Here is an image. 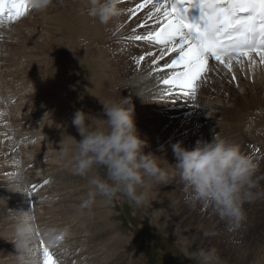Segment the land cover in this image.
Returning a JSON list of instances; mask_svg holds the SVG:
<instances>
[{
	"label": "bare ground",
	"instance_id": "bare-ground-1",
	"mask_svg": "<svg viewBox=\"0 0 264 264\" xmlns=\"http://www.w3.org/2000/svg\"><path fill=\"white\" fill-rule=\"evenodd\" d=\"M142 2L143 0H122L120 4V7L123 9L122 16L118 20L103 24L89 15L88 0H53L52 5L44 11L35 10L31 6V0H29L30 6L22 17L9 21V23H11L10 25L8 23V25L3 24V26H0V45L2 43V45L5 46L4 51H0V79L6 83L5 85L7 86H12V84H15L13 86H16L17 84L22 85L18 88L19 91L17 92H15L14 89L10 90L11 88L7 89L9 91L6 92L11 91L10 93L12 94H8L12 96V98L19 94L21 90L28 91L27 95L25 93L23 96L19 95V97L15 100V102L17 100H24V102L22 101L23 103L17 101L13 105H8L5 103L6 99L4 101L3 99H0V102L3 101L0 104V107L3 106L0 108V135L10 132V126L13 123L16 124L20 121L22 122V120L18 119L17 114H8L11 112L10 110L14 109L13 106L21 109L23 107L34 105L36 99L32 102H30V100L25 102V99L36 94L37 97H40L41 93L44 91V93L47 94V98L49 96L54 97L49 100H54L53 106H55L56 110L54 112L52 111L50 116L51 118H56H54L53 125L50 126L49 129L36 131L34 134L30 133L32 138L39 136V141L36 142V145L30 147L29 150L31 152L44 150V148L50 145V140H52L51 143H59L58 146L66 148L72 144V142L67 138H65V143L61 144L65 135L72 136L70 127L66 122L67 119H64L63 114L66 110V103L68 101L71 102V108L72 106L74 107L75 102L79 98H83L91 105L90 108L94 115L99 116L102 114L103 110V106L100 101L107 102L111 99H118L122 95L124 97L131 98L132 102L137 104L138 108L141 109L143 113L154 111L162 112L164 110L166 113H183V116L180 117L181 119L178 117L179 122H191V120L196 119V121H194L196 129L194 128L190 131H193V133L197 135L194 140L195 144L197 141L210 140L213 134H219L220 136L239 144L242 152L251 156L260 165V171L264 173V109L260 114L249 111L251 108L252 110H258L260 107L259 105H261L259 102H256L257 92L255 91V88L252 86L247 87L250 98H246L245 96H241L237 89H233L234 80L231 79L233 74L237 76L238 79L241 77V72L245 71L246 65L250 64L249 60L241 57L240 59L243 60V64H238L240 66L239 69L235 67L236 65H233L232 72L230 73L218 62L211 63V70L219 68V74L210 85L211 87H208V96H210V94L212 95L213 92H217V95L221 97L218 99L219 103H217L216 97H214L209 100V103H207L208 106L203 105L206 101L199 102L196 100L198 92L194 97L188 99H182L176 93L166 95L165 93L168 89L162 87L160 85V81L167 76L166 71H164V65L170 58H173L174 55H172V53L165 55L164 59L159 61V67L162 71L153 72L152 69L156 67V65L153 64V60L160 55L161 48L155 47L144 41L131 42L127 39V37L131 34L132 29H136L137 34L143 35L147 31H154V26L160 23L159 20H163L162 18L164 17V14H161V12L157 13L151 5L137 10L135 15L128 12V9H136L137 4ZM150 14L152 18H149ZM141 25H144V27H141ZM147 53H152V55H147ZM139 56H144L145 59L139 64V66H137L133 57ZM256 57L258 56L253 54V58ZM22 59H24V64H21ZM69 60L74 66L72 68L73 70L69 68ZM233 62L236 63L235 60H233ZM79 63H81L82 66H87L86 68L89 70L88 72L90 73V76L84 80H80L78 78V80H76L77 87L73 88V76L69 72V69H71V72L75 71L79 68ZM27 68H30L34 72L35 76H32L34 78L31 77L28 82L26 81L27 78L25 81H23L21 77L18 78V76L25 72L24 70ZM41 76L42 78H47L45 84L49 85V87L42 90V92L36 91L38 93L35 92L33 94L34 88H37L35 87L36 83L32 85L34 87L32 89H28V85H25V83H34L37 81V78ZM221 78L223 79L221 80ZM62 80L64 81L65 87L62 86ZM224 81H227V88L223 85ZM75 88L77 89L75 90ZM200 89L203 91L202 86ZM200 89L198 91H201ZM141 90L144 93L146 102H143L140 97L133 94L134 92ZM260 90L258 91L259 93L262 92H260ZM227 91L229 93V101L231 98H234L232 100L233 103L241 101L243 103V107H248V115L244 117L240 114L246 118V120L249 119V123H247L249 124L248 135H246V132H244L241 128L239 129L234 127V120H240L241 116H230L237 114L240 107H237L234 104L230 106V109H228V107L224 106L227 104V99L224 98L226 97L224 92ZM218 93H221V95ZM236 93L237 95H235ZM167 103H172L173 105H167ZM251 103L256 104L257 106L250 107ZM206 110L209 113V117L207 119H201L198 116L199 113L206 112ZM211 110H213V112ZM240 112L242 111H239L238 113ZM22 116H26V114H23ZM25 119L26 118L24 117L23 120ZM206 120L207 122H210L209 125L213 128L211 133L197 130V127ZM43 125L44 124H42V126ZM56 131L59 132L57 137H45L47 133ZM179 139L180 138L176 137V139H173L172 141L177 142ZM44 142L46 144L43 145V147L38 146ZM14 144L16 143L13 138L5 139L0 142V150L7 147L10 148ZM53 154L50 155V153L46 152L44 154L40 153L32 155V161H36V163L32 164L31 159L25 161L23 159L24 157H20L19 153L14 152L8 160L4 159V161L0 162V173L5 174L3 177L0 176V182L9 184L13 182L15 183L16 181L19 182V185L15 184L16 186L13 185V187H7L5 192L10 194L9 197H6L5 199H2V197V200L0 199V208H4L0 210V217L5 216V218H10L9 220H0V226L8 224V222L17 224V212H31L33 210L30 209L32 201L34 203L33 205H35L36 208L38 207V210H43V215H49L55 211L68 210V207L66 206L58 207V205L66 201L57 198L59 193H61V190L55 188L56 182L52 183L50 187L47 184L38 188L36 187L37 189L35 191H31V193L35 192V196L41 198L39 200L31 198L32 201L30 197L28 198V191L30 189L27 191L23 182L22 168H26L29 164H32L31 166L36 165L37 169H40L44 167L41 163L42 160L45 158L48 159V157L50 158ZM42 182L43 179H39L36 183L37 185H40ZM50 183L51 182H48V184ZM49 204H53V206L56 207L50 209V206L48 207ZM101 217L102 216L100 215L99 217L88 216L87 218L89 219V223L85 222L86 216L84 215L79 218H73L70 221H68L66 215L61 218L52 217L54 218V221L60 220L62 221L63 226H68L69 228L68 230H65V237L63 236L65 241L63 240L64 242L59 244H62L61 247L65 248L64 251L67 250L69 252L64 254L66 255L64 258L63 255L61 256L60 254L62 252H59L61 247L57 245V247L59 246L60 248L58 247L59 249H56L51 245L49 250L54 254V258L56 260L60 259L61 261L68 260L69 262V260L72 259L78 263L85 261L82 264H93L102 260L105 255H108V253L112 250L110 249V246H108L109 242H103L98 245L90 244V242L95 239L99 240L102 236L104 238V235L108 232L107 228L104 229L105 227H102L101 229L99 228L101 226L97 224ZM40 221L44 222L42 216L38 218V222ZM32 222L34 221L32 220ZM37 229L38 227L36 226L34 234L38 233ZM42 229L46 230L44 226ZM76 232L77 235L75 237L74 235ZM81 232L87 233L82 236L84 238L78 236V233ZM42 233L45 235L44 232ZM10 235H16L15 227H12L11 229L7 228V230L3 229V227L0 229V238ZM51 240H55V237L47 239L45 243L46 246L49 245V241ZM36 241L37 240L33 238L31 243L28 244L26 248L19 250L15 247L17 241L8 243L0 241V257L6 256L8 258H5L6 260L4 261L1 260L0 264H42V248L40 247V242ZM79 247H84V250H79ZM115 248L110 254L111 257L109 258V261L104 263L102 262V264H123L117 262L118 260H115L116 253L119 251ZM59 264H61V262Z\"/></svg>",
	"mask_w": 264,
	"mask_h": 264
},
{
	"label": "rangeland",
	"instance_id": "rangeland-1",
	"mask_svg": "<svg viewBox=\"0 0 264 264\" xmlns=\"http://www.w3.org/2000/svg\"><path fill=\"white\" fill-rule=\"evenodd\" d=\"M163 12H161L162 14ZM161 21V20H159ZM159 23V22H158ZM11 23H9L10 25ZM8 25V24H7ZM157 25V24H156ZM155 25V26H156ZM154 26V27H155ZM5 46L0 45V51H4ZM2 49V50H1ZM0 52V53H1ZM255 59V65H246L245 71L241 72V77L239 79L234 80V88L237 89L238 93L241 96H245L246 98H250L248 95L247 87H254L256 93V102H259L261 105L258 110H252L253 113L260 114L262 113L264 107V63L260 62L259 57L253 58ZM144 61V60H143ZM142 61V62H143ZM141 62V63H142ZM21 64H24V59H22ZM239 63L233 62V65L237 69L240 68ZM69 68H73V64L69 60ZM20 67V66H19ZM87 66H82L79 63V70H75L69 72L72 74V87H77L78 78L87 79L90 76L86 68ZM73 70V69H72ZM219 68H215L211 70L208 74V82L207 84L202 85L201 91H198L196 96V100L199 102H205V106H208L209 100L216 97L217 103H219L218 99L221 97L217 95V92H213L212 95L208 96V87L214 79L217 78L219 72ZM25 72L21 73L18 78L21 77L23 81H30V78L34 76V72L27 68L24 70ZM29 71V72H27ZM230 73V72H229ZM32 74V75H31ZM223 76V75H222ZM35 77V76H34ZM32 77V78H34ZM86 77V78H85ZM25 78V79H24ZM223 78H221L222 80ZM47 78L39 77L37 81L32 83H25L28 85V89L34 88L32 85L36 83L37 88H34L33 94L36 91L45 90L49 87L46 85ZM1 81V79H0ZM22 81V82H23ZM63 81V80H62ZM0 82V99L5 100V103L8 105H13L17 101L23 103L24 100H15L19 95H27V90H21V92L15 95L14 98L9 94H12L7 89H14L15 92L19 91L22 85L12 84V86L5 85L6 83ZM76 83V85H75ZM224 87H228L227 81L223 82ZM62 86L65 87L64 81L62 82ZM6 90H5V89ZM57 88V87H54ZM261 90H260V89ZM18 89V90H17ZM67 89V85H66ZM77 88H75L76 90ZM231 90V89H230ZM260 90L261 93L258 91ZM4 91V92H3ZM3 92V93H2ZM36 92V93H38ZM9 93V94H8ZM221 95V93H218ZM227 99V104L224 106L230 109L231 105H236L240 107L237 114H233L232 116H241L244 117L248 115V107H243V103L241 101L234 102L233 99L228 100V91L224 92ZM261 94V95H260ZM6 97H5V96ZM47 94L44 91L41 93L40 97H37V94L25 99V102L30 100L32 102L36 99L34 105L23 107L18 109L13 106V110H10L8 114H17L18 119L22 120V122L13 123L15 125L10 126V132H6L0 135V142L5 139H14V144L10 148L7 147L5 149L0 150V162L4 161V159L8 160L14 152L19 153L20 157H24L23 159L30 160L32 164L36 163V161H32V155L44 154L46 152L50 153V158L43 159L42 165L44 167L37 169V166H31L29 164L26 168H22V177L26 190L28 191V198H34L39 200L41 197H36V193L31 191H35L38 187L47 184L49 187L52 183L56 182V187L61 190L59 196L57 197L60 200H65L66 202H62L58 207L66 206L68 207L67 211H55L49 215H43V210H38L35 205H33V201L31 199L30 209L31 215L33 217V224L38 227V233L34 234V239L36 242H40L41 239L45 241L47 239H52L55 237L56 245H59L61 242H64V233L65 230H68V226H63L62 221H54L55 217L61 218L66 215L68 221L73 218H79L83 215L86 216V223H89L88 216L99 217L102 216L97 222L99 224V228L108 229L107 233L98 240L95 239L91 241V245L102 244L103 242H109L108 246L110 249H118L119 251L116 253V261L123 264H199L198 259L191 258L192 253L198 249H211L214 248L217 251L219 260L217 264H264V195L259 196L252 202L245 203L244 212L245 218L238 224L230 223L225 219H221L219 215L214 211V209L210 206H204L202 203L189 202L187 199L188 194L184 191V185L180 181L178 172L169 180L167 184L157 185L151 192L150 202L142 206H136L134 203L129 201V199L123 194H117L111 201L107 200L105 197L100 195H96L94 197H90V186L88 183V178L85 176L78 175L71 164V158L68 154H65L64 149L61 146H58L59 143H51L52 140L49 141V146L44 148V150H37L31 152L29 150L30 147L36 145V142L39 141L38 137H31V134H34L36 131H43L49 129L50 126L53 125L54 118H51L50 113L56 110L55 106H53L54 97L49 96L47 98ZM237 95V93L235 94ZM20 96V97H22ZM5 97V98H4ZM8 97V98H7ZM10 97V99H9ZM9 99V100H8ZM1 101V102H3ZM23 101V102H22ZM53 101V102H52ZM0 102V104H1ZM230 102V103H229ZM233 103V104H232ZM4 105V104H3ZM167 105H173L172 103H167ZM71 106V102L68 101L66 103V113L64 111V119L67 122V125L70 127V131L73 137L77 140L80 139V136L76 130V128L71 124L72 116L77 109H84L86 112H90L94 115L91 110V105L85 99H78L75 102L74 107ZM257 106L256 104L250 105V107ZM3 107V106H1ZM0 107V108H1ZM12 109V108H11ZM137 109V110H136ZM261 109V110H260ZM213 112V110H211ZM211 112V113H212ZM26 114V116H22L21 114ZM190 113V112H189ZM147 114V115H146ZM241 114V115H240ZM21 115V116H20ZM66 116V117H65ZM183 116V113L180 112H146L143 113L141 109L138 108L137 104H135V120L137 123V128L141 134L142 138H146L149 141L150 147L146 148V152H152L158 157L167 159L170 163H175L173 158V150L172 145L181 142L186 147H193L195 145L196 134L190 132L192 129L196 127L194 121L196 119L191 120V122H179V118ZM201 119H207L209 117V113L206 112L199 113L198 115ZM243 116L240 117V120H234L236 128H241L248 135V125L249 119L246 120ZM24 117L26 118L25 120ZM28 117V118H27ZM179 117V118H178ZM181 119V118H180ZM193 121V122H192ZM204 121L200 126L197 127L199 131H206L211 133L213 128L209 125L210 122ZM173 123V124H172ZM194 123V124H193ZM11 124V123H10ZM42 124H44L42 126ZM41 125V126H39ZM14 126V127H13ZM39 127V128H38ZM170 127V128H168ZM196 129V128H195ZM212 130V131H211ZM48 132V131H47ZM11 133V134H10ZM31 133V134H30ZM258 135L257 133H255ZM59 132H49L45 135V137H57ZM176 137L180 138L177 142L172 141L176 139ZM32 139V140H28ZM31 143V144H29ZM29 144V145H28ZM46 143H42L38 146L43 147ZM30 151V152H29ZM57 152V153H55ZM58 154V155H55ZM55 155V156H54ZM31 157V158H30ZM37 157V156H35ZM29 158V159H28ZM21 160V158H20ZM23 160V161H24ZM45 160V161H44ZM22 162V161H21ZM100 173H103V169L99 170ZM20 174V173H19ZM25 175V176H24ZM78 175V176H77ZM0 176H5V174L0 173ZM19 176V175H18ZM39 179H43V182L40 185H37ZM54 180V182H53ZM47 181V183H45ZM48 182H51L48 184ZM3 184V185H2ZM19 185V182L15 183H5L0 182V199H5L9 197L10 194L6 191L7 187H13ZM37 185V186H36ZM4 186V187H3ZM37 187V188H36ZM5 190H4V189ZM81 188V189H80ZM260 190L264 192V181H261ZM30 192V193H29ZM31 195V196H30ZM35 196V197H34ZM92 199V203L90 205L85 206V201L88 199ZM1 199V200H2ZM50 206V207H49ZM48 207L50 209L56 207L53 204H49ZM94 208V209H93ZM4 209V208H0ZM37 209V210H35ZM35 211V212H33ZM37 211V212H36ZM101 213V214H100ZM88 214V215H87ZM95 214V215H94ZM36 216V217H35ZM42 216L44 222H38V218ZM49 216V217H48ZM54 218H52V217ZM52 219H51V218ZM7 218V217H6ZM5 216L0 217V220H9L6 219ZM58 218V219H59ZM103 220V221H101ZM101 221V222H100ZM61 224H60V223ZM43 223V224H41ZM38 224V225H37ZM45 224V225H44ZM48 224V225H47ZM51 224V226H50ZM54 224V225H53ZM17 224L9 223L3 226H0V229L7 228L11 229L12 227L16 228ZM35 226V227H36ZM44 226L45 229H42ZM108 226V227H107ZM64 228V229H62ZM40 230V231H39ZM61 230V231H59ZM111 230V231H110ZM48 232L50 235L46 237L42 232ZM58 232V233H57ZM87 233H78V236L82 237ZM111 234V235H110ZM42 235V237H41ZM44 235V236H43ZM60 235V236H59ZM76 234L74 235L76 237ZM37 236V237H36ZM54 236V237H53ZM64 236V237H63ZM36 237V238H35ZM39 237V238H38ZM62 237V238H61ZM106 237V238H105ZM108 237V238H107ZM57 238V239H56ZM84 238V237H82ZM112 238V239H110ZM46 239V240H44ZM61 239V240H60ZM109 239V240H108ZM64 240V241H63ZM108 240V241H107ZM121 240V241H120ZM0 241H4V243L16 241V235L4 236L0 238ZM115 243H114V242ZM117 241V242H116ZM98 242V243H97ZM119 242V243H118ZM93 243V244H92ZM114 243V244H113ZM122 243V244H120ZM124 243V244H123ZM1 246V245H0ZM60 247L62 246L59 245ZM58 246V247H59ZM119 246V247H118ZM56 249H59L57 246ZM64 247V246H63ZM62 248V247H61ZM59 249L61 256L65 258V253L69 251H64L65 248ZM79 250H84V247ZM111 252L108 255H105L102 260L93 264H102V262H108L111 257ZM119 256V257H118ZM86 257V256H85ZM8 259L6 256H1L0 261H4ZM84 258V256H83ZM82 258V259H83ZM106 258V259H105ZM113 258V257H112ZM58 262L61 264H82L73 261L72 259L63 260L60 259ZM72 260V261H71ZM71 261V262H70ZM126 261V262H125ZM68 262V263H67ZM128 262V263H127Z\"/></svg>",
	"mask_w": 264,
	"mask_h": 264
},
{
	"label": "clouds",
	"instance_id": "clouds-1",
	"mask_svg": "<svg viewBox=\"0 0 264 264\" xmlns=\"http://www.w3.org/2000/svg\"><path fill=\"white\" fill-rule=\"evenodd\" d=\"M52 3L53 0H31L37 11L46 10ZM120 4L121 0H88V12L107 24L122 16ZM133 94L146 102L142 90ZM100 103L103 110L99 116L77 109L71 124L80 139L65 135L61 142L64 144L65 138L72 142L64 152L70 155L76 173L88 178L90 197L100 195L111 201L117 194H123L136 206H142L150 202L157 185L167 184L178 172L189 202L210 206L221 219L238 224L245 218V203L264 195L260 190L264 173L239 144L219 134H213L210 140L197 141L191 148L177 142L172 145L173 164L145 151L150 144L137 128L131 98L121 95ZM91 203L90 198L85 206ZM34 232L31 212H17L15 247L26 248ZM49 235L46 231L45 236ZM191 258L198 259L199 264H217L219 260L214 248L198 249Z\"/></svg>",
	"mask_w": 264,
	"mask_h": 264
},
{
	"label": "snow or ice",
	"instance_id": "snow-or-ice-1",
	"mask_svg": "<svg viewBox=\"0 0 264 264\" xmlns=\"http://www.w3.org/2000/svg\"><path fill=\"white\" fill-rule=\"evenodd\" d=\"M148 5L157 13L163 12L165 22L157 30L143 35L132 29L127 39L162 46L160 55L153 60L156 65L153 72L162 71L159 61L165 55L176 54L164 65L171 70V74L161 80L168 86L166 95L176 93L194 97L200 87L207 84L212 61L223 65L229 72H232L233 60L243 64L241 57L255 65V54L264 63V0H173L171 11H168L167 0H143L136 9H128V12L135 15L137 10ZM29 6V0H0V17L6 14L10 21L16 20ZM193 7L199 11V16L189 22L187 13ZM149 18H152L151 14ZM133 59L139 66L145 57ZM231 79L238 77L233 74ZM40 247L42 264H59L43 239Z\"/></svg>",
	"mask_w": 264,
	"mask_h": 264
}]
</instances>
